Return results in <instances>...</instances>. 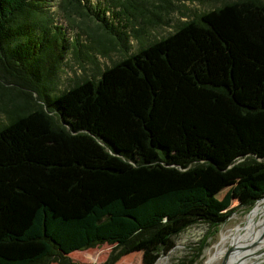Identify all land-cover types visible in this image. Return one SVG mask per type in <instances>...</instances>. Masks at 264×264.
<instances>
[{
  "label": "trees",
  "instance_id": "trees-1",
  "mask_svg": "<svg viewBox=\"0 0 264 264\" xmlns=\"http://www.w3.org/2000/svg\"><path fill=\"white\" fill-rule=\"evenodd\" d=\"M44 4L0 0V264H76L69 253L101 243L116 252L100 264L131 252L154 264L186 227L224 222L232 193L264 197V0L180 21L56 93L69 47L84 59L108 48L74 16L122 48L124 21L167 23L174 7L59 0L85 45L67 42Z\"/></svg>",
  "mask_w": 264,
  "mask_h": 264
},
{
  "label": "rangeland",
  "instance_id": "rangeland-1",
  "mask_svg": "<svg viewBox=\"0 0 264 264\" xmlns=\"http://www.w3.org/2000/svg\"><path fill=\"white\" fill-rule=\"evenodd\" d=\"M97 1L98 0H84V3L88 6L94 7ZM229 1L232 0H171L174 8L169 11L167 15L163 16L164 19L167 20V23L142 25L133 21V27H143L139 35L134 36L131 32L132 25L124 21L125 28L123 31L127 36L124 39L125 44L122 48L117 46L110 47L109 42L106 41L104 33L96 27L94 21L90 18L74 16V22L81 20L82 23L80 26L85 28L87 33L89 32L95 35L97 38V48H105L107 45L108 48L105 49L106 52L104 55L97 54L95 50H91L93 57L90 59H84L83 56L74 57L71 50L72 48L69 47L61 59L59 67L55 73L53 81L54 93L72 85L76 81H80L81 79L92 76L96 77L99 71L109 65L112 61L121 58L124 54L132 53L146 42L168 33L174 24L186 19L194 18L202 12ZM58 2L59 0H46V4H44L45 12L51 19L50 24L65 27L66 30L63 29V33L67 42H71L74 36H76L79 44H90V40L86 38L87 35L85 33L79 28L73 27V25L71 26L69 24L62 10L58 7ZM137 20L138 18L136 21ZM78 48L81 49V51L85 50L81 46ZM31 95L34 101H36L35 93H32ZM36 102H38V100ZM6 121L5 114L0 111V125ZM232 185L233 183L224 185V187L217 192L216 196L218 198L222 197ZM257 200L249 203L247 202V194L245 192L232 193L230 195V204L228 207L229 213L224 222L217 226H207L203 223H196L186 227L174 236V246L170 250L159 253L154 264H220L223 254L233 248L230 254V251L228 252L231 263L238 257L235 253V249L246 235L249 226L253 230L261 226L262 222L264 224V221L260 222L264 218V200H260L258 204H256L255 213L251 218L252 210ZM261 235V241L257 242ZM222 237L225 238V242L222 244V252H215ZM252 239L253 243L248 247L249 249L246 253L241 254L238 257V260L246 254V261L256 262V264H264V227L254 232ZM112 246L113 245L111 244L101 243L82 250L73 251L67 256L76 264H100L107 260L111 252H116V249H112ZM238 260L235 264L238 263ZM48 264L56 263L50 262ZM114 264H140V253L131 252L122 255Z\"/></svg>",
  "mask_w": 264,
  "mask_h": 264
},
{
  "label": "bare ground",
  "instance_id": "bare-ground-1",
  "mask_svg": "<svg viewBox=\"0 0 264 264\" xmlns=\"http://www.w3.org/2000/svg\"><path fill=\"white\" fill-rule=\"evenodd\" d=\"M260 200H264V197H262V198H260V199H258L256 202H255V204H254V207H253V210H252V214H251V218H252V216L254 215V213H255V209H256V204H258V202L260 201ZM251 221V220H250ZM250 221H249V223H250ZM262 221H264V218L260 221V222H262ZM259 223V222H258ZM257 223V224H258ZM264 224H263V222H262V224H261V226H259V227H257V228H255V229H251V227L249 226V230L246 232V235L243 237V239L241 240V242L238 244V246L236 247V249H235V253H236V255H238V257L241 255V254H244V253H246V251L249 249L248 247H250V245L253 243L252 241H253V235H254V232H256L258 229H260V228H262V227H264L263 226ZM230 234V233H229ZM226 237V236H225ZM228 237V236H227ZM252 239V240H251ZM225 242V238L224 237H222L221 238V241H220V243H219V245H218V247L216 248V251L215 252H219V251H221L223 248H222V244ZM225 249V248H224ZM232 249L233 248H231L230 249V252H229V254L231 253V251H232ZM222 252V251H221ZM250 252V251H249ZM234 256V255H233ZM245 256V257H244ZM241 259H239L238 260V257L234 260V261H232L231 263H230V256L228 255V257H227V261H226V263L225 264H235L236 263V261L238 260V263L237 264H256V262H248V261H246V254L244 255Z\"/></svg>",
  "mask_w": 264,
  "mask_h": 264
},
{
  "label": "water",
  "instance_id": "water-1",
  "mask_svg": "<svg viewBox=\"0 0 264 264\" xmlns=\"http://www.w3.org/2000/svg\"><path fill=\"white\" fill-rule=\"evenodd\" d=\"M261 239H262V235L259 237L257 242L261 241ZM229 251L230 250H228L226 253L223 254L220 264H225L226 263Z\"/></svg>",
  "mask_w": 264,
  "mask_h": 264
}]
</instances>
